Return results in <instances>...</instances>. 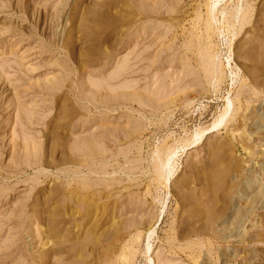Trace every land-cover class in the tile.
Listing matches in <instances>:
<instances>
[{"label":"rangeland","instance_id":"1","mask_svg":"<svg viewBox=\"0 0 264 264\" xmlns=\"http://www.w3.org/2000/svg\"><path fill=\"white\" fill-rule=\"evenodd\" d=\"M163 263L264 264V0H0V264Z\"/></svg>","mask_w":264,"mask_h":264},{"label":"bare ground","instance_id":"2","mask_svg":"<svg viewBox=\"0 0 264 264\" xmlns=\"http://www.w3.org/2000/svg\"><path fill=\"white\" fill-rule=\"evenodd\" d=\"M110 18H111V17H110ZM114 19H115V18H114ZM114 19H113V20H111V21H114ZM227 109H228V107H227ZM227 111H228V110H227ZM227 111H226V112H227ZM222 115H223V114H222ZM225 115H226V114H225ZM220 116H221V115H220ZM221 117H222V116H221ZM220 119H221V121L217 122V123H218V125H219V123H220V122H222V119H223V117H222V118H220ZM218 120H219V119H218ZM217 123H216V125H217ZM214 127H215V126H214ZM197 135H198V134H197ZM195 136H196V135H195ZM197 137H199V136H197ZM197 137H196V138H197ZM198 139H200V138H198ZM194 140H195V139H194ZM167 161H168V160H167ZM109 245H110V244H109ZM106 246H107V245H106ZM106 246H105V247H106ZM104 254H105V252H104ZM109 257H110V256H109ZM109 257H108V258H109ZM108 258H107V259H108ZM163 264H164V263H163Z\"/></svg>","mask_w":264,"mask_h":264}]
</instances>
